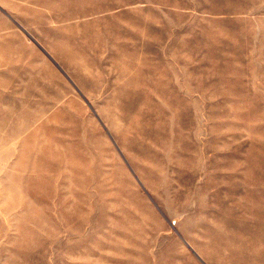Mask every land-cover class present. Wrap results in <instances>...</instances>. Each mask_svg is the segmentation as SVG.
<instances>
[{"label":"rangeland","instance_id":"374dc122","mask_svg":"<svg viewBox=\"0 0 264 264\" xmlns=\"http://www.w3.org/2000/svg\"><path fill=\"white\" fill-rule=\"evenodd\" d=\"M1 115L0 264H264V0H0Z\"/></svg>","mask_w":264,"mask_h":264},{"label":"bare ground","instance_id":"6f19581e","mask_svg":"<svg viewBox=\"0 0 264 264\" xmlns=\"http://www.w3.org/2000/svg\"><path fill=\"white\" fill-rule=\"evenodd\" d=\"M224 1H226V0H224ZM243 7L242 6H240V7H230V10L231 11H239V10H241ZM171 131L174 133L175 131H176V129H171ZM171 134V133H170ZM174 136L175 135H178V133H176V134H173ZM264 204V203H263ZM239 211V210H238ZM237 213V212H236ZM250 217V216H249ZM255 219V218H254ZM254 222V221H253ZM224 235V234H223ZM222 235V236H223ZM248 238H249V236H248ZM244 239V238H243ZM247 239V238H246ZM242 242H244V241H242ZM248 244V243H247ZM261 248H263V247H261ZM256 249H257V247H256ZM260 251V250H259ZM256 252H258V249H257V251ZM251 254V253H250ZM253 255V254H252ZM253 263V262H252Z\"/></svg>","mask_w":264,"mask_h":264},{"label":"crops","instance_id":"0c3cea01","mask_svg":"<svg viewBox=\"0 0 264 264\" xmlns=\"http://www.w3.org/2000/svg\"><path fill=\"white\" fill-rule=\"evenodd\" d=\"M6 122L8 123L7 117H4V116L1 115L0 123H1V124H2V123H3V124H4V123L7 124Z\"/></svg>","mask_w":264,"mask_h":264}]
</instances>
